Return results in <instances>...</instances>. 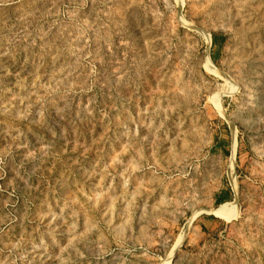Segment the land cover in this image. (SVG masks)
Here are the masks:
<instances>
[{"label": "rangeland", "instance_id": "rangeland-1", "mask_svg": "<svg viewBox=\"0 0 264 264\" xmlns=\"http://www.w3.org/2000/svg\"><path fill=\"white\" fill-rule=\"evenodd\" d=\"M0 264H264V0H0Z\"/></svg>", "mask_w": 264, "mask_h": 264}, {"label": "bare ground", "instance_id": "bare-ground-1", "mask_svg": "<svg viewBox=\"0 0 264 264\" xmlns=\"http://www.w3.org/2000/svg\"><path fill=\"white\" fill-rule=\"evenodd\" d=\"M214 212H215V211H214ZM220 212H222V210H220L219 213H220ZM215 213H216V212H215ZM223 214H224V212H223ZM225 214H227V213H225ZM227 215H228V214H227ZM227 215H226L225 217H229V216H230V215H228V216H227Z\"/></svg>", "mask_w": 264, "mask_h": 264}]
</instances>
